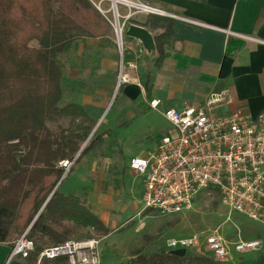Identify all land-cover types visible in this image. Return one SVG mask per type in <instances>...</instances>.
Segmentation results:
<instances>
[{"label": "trees", "instance_id": "16d2710c", "mask_svg": "<svg viewBox=\"0 0 264 264\" xmlns=\"http://www.w3.org/2000/svg\"><path fill=\"white\" fill-rule=\"evenodd\" d=\"M171 24L160 16L134 24L162 31L154 37L156 62L164 55ZM109 29L108 21L89 0H0V243L11 248L28 230L35 252L27 264H36L43 248L68 240L72 229L65 223L107 233L102 221L77 197L59 192L66 172L59 163L66 160L77 165L98 138L76 157L80 148L76 133H72L76 141L57 142L46 123L64 117L87 119L73 104L59 106L62 72L57 57L79 36L98 39ZM255 255V259L234 264H264V253ZM124 264L227 263L164 250L136 255Z\"/></svg>", "mask_w": 264, "mask_h": 264}, {"label": "rangeland", "instance_id": "374dc122", "mask_svg": "<svg viewBox=\"0 0 264 264\" xmlns=\"http://www.w3.org/2000/svg\"><path fill=\"white\" fill-rule=\"evenodd\" d=\"M89 1L110 24L108 33L98 39L79 36L57 57L62 72L59 106L73 104L84 111L87 119L64 117L46 123V127L57 142L76 141L77 136L76 143L80 148L76 157L98 138L90 153L84 155L77 165L73 166L72 162L67 165L66 172L70 168L73 171L65 174L59 192L72 193L64 195L77 197L95 215L90 203V198H93L92 201L103 208L108 228L107 233H101L93 228H77L65 223L72 229L68 240H97L101 264H124L136 255L163 252L165 242L170 238L215 230L229 243L237 237L260 238L263 241L261 253H264V227L238 214L230 215L214 193L200 196L190 212L162 217L144 211L140 181L128 172L126 162L132 157L148 159L163 138L170 136L171 126L159 111H147L150 109L148 100L143 102L140 99L137 103L121 107L117 76L125 45L136 50L134 39L126 35L128 27L151 16H163L117 4L119 18L116 21L111 1ZM115 21L122 26L121 49L114 31ZM147 31L153 38L159 33L158 29ZM31 46L35 43L32 42ZM144 50L147 61L153 62L157 57L155 51ZM144 104L147 107H142ZM72 133L76 136L73 137ZM186 255L199 256L193 251L186 252ZM233 257L235 260L241 257L252 260L257 256L254 253H234Z\"/></svg>", "mask_w": 264, "mask_h": 264}, {"label": "built area", "instance_id": "2783aa9c", "mask_svg": "<svg viewBox=\"0 0 264 264\" xmlns=\"http://www.w3.org/2000/svg\"><path fill=\"white\" fill-rule=\"evenodd\" d=\"M137 5L161 14L147 5ZM112 8L115 17L119 16L116 6ZM114 31L121 49L122 26L116 21ZM127 82L128 77L120 71L118 86ZM149 107L157 110L159 101L149 102ZM162 115L172 127L170 136L163 138L148 159L136 157L128 164L141 178L144 211L162 217L190 212L200 196L214 193L230 215L238 214L264 227V112L254 118L240 111L216 115L210 107L185 105L180 111L166 109ZM69 164L63 161L60 166L66 169ZM27 233L13 242L9 261L16 257L27 260L35 252V243ZM98 247L94 239L67 240L43 248L36 264H101ZM164 250L193 251L223 262L229 260L231 250L257 254L262 246L258 238L237 237L229 243L215 230L170 238Z\"/></svg>", "mask_w": 264, "mask_h": 264}, {"label": "crops", "instance_id": "0c3cea01", "mask_svg": "<svg viewBox=\"0 0 264 264\" xmlns=\"http://www.w3.org/2000/svg\"><path fill=\"white\" fill-rule=\"evenodd\" d=\"M134 1L170 19L171 34L158 62L155 50L157 57L147 61V52L138 40H133L135 51L125 45L120 71L129 82L120 87L121 107L141 99L148 100L147 104L159 101L161 115L166 109L180 111L185 105L210 107L216 115L240 111L254 118L264 112V0ZM131 159L126 169L133 173L128 166ZM137 178L142 203L143 186ZM92 199L93 212L108 228L103 208ZM10 249L0 243V264H27L19 257L9 261ZM234 253L231 250L230 262L244 260H235Z\"/></svg>", "mask_w": 264, "mask_h": 264}, {"label": "water", "instance_id": "95a60500", "mask_svg": "<svg viewBox=\"0 0 264 264\" xmlns=\"http://www.w3.org/2000/svg\"><path fill=\"white\" fill-rule=\"evenodd\" d=\"M113 6L115 7V5ZM126 35L130 38L138 40L141 43L142 47L147 51H151L154 49V38L146 29L139 27L137 25H130L128 27ZM66 173L67 172H65V174ZM65 174L61 178V181L65 178ZM172 253H175L178 256H184L186 254L185 250H178Z\"/></svg>", "mask_w": 264, "mask_h": 264}, {"label": "bare ground", "instance_id": "6f19581e", "mask_svg": "<svg viewBox=\"0 0 264 264\" xmlns=\"http://www.w3.org/2000/svg\"><path fill=\"white\" fill-rule=\"evenodd\" d=\"M108 1H111V2L113 3L112 6H113V5L117 6V4H120V5H124V6H126V7L140 8V9H143V10L149 11L148 8H146V7H138L137 3L132 2V1H130V0H108ZM114 10H115V9L113 8V11H114ZM114 12H115V11H114ZM117 14H118V11H117ZM118 17H119V16L115 17V15H114V18H115L116 21H118ZM118 24H119V23H118ZM119 28H120V27H119ZM120 29H121V28H120Z\"/></svg>", "mask_w": 264, "mask_h": 264}]
</instances>
